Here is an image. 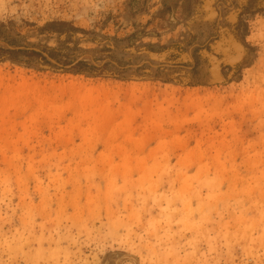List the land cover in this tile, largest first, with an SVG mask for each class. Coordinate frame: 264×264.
I'll list each match as a JSON object with an SVG mask.
<instances>
[{
    "label": "rangeland",
    "instance_id": "1",
    "mask_svg": "<svg viewBox=\"0 0 264 264\" xmlns=\"http://www.w3.org/2000/svg\"><path fill=\"white\" fill-rule=\"evenodd\" d=\"M0 48L50 63L0 62V264H264V0H0Z\"/></svg>",
    "mask_w": 264,
    "mask_h": 264
},
{
    "label": "trees",
    "instance_id": "2",
    "mask_svg": "<svg viewBox=\"0 0 264 264\" xmlns=\"http://www.w3.org/2000/svg\"><path fill=\"white\" fill-rule=\"evenodd\" d=\"M49 28L55 29L56 33L58 34H65L66 37H68L63 43V47L65 42H68V40L72 39L74 36V33L80 29H77L73 27L72 25L68 23H60L58 26L55 24H51ZM83 32V30H81ZM7 44L11 47L16 46L14 41H6ZM47 52L49 58L54 59L56 61H59L60 64L66 65L67 61L64 60L63 50L59 49H50V48H44ZM8 56V58H6ZM63 58V59H62ZM10 61L11 63L21 65L23 67L27 68H33V69H41L44 65H50L49 61L47 60V57L43 55V53L34 51V50H27V49H17V50H10V49H3L0 48V62L2 61ZM93 68L89 66L88 63L80 61L78 62L74 67L73 70L76 72L75 74H85L90 73ZM97 74V73H95ZM94 75V73H93ZM96 76V75H95ZM98 76V74H97Z\"/></svg>",
    "mask_w": 264,
    "mask_h": 264
}]
</instances>
